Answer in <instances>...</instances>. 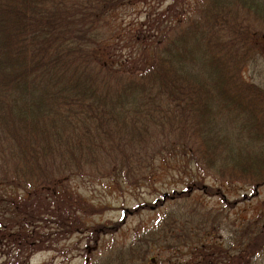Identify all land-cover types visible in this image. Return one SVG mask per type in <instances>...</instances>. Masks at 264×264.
Returning <instances> with one entry per match:
<instances>
[{
	"label": "trees",
	"instance_id": "obj_1",
	"mask_svg": "<svg viewBox=\"0 0 264 264\" xmlns=\"http://www.w3.org/2000/svg\"><path fill=\"white\" fill-rule=\"evenodd\" d=\"M139 3L142 22L115 31V14ZM175 159L264 187V0H0V264H28L78 233L93 264L100 236L137 209L91 228L67 178L132 187ZM193 203L96 264H251L264 253V223L240 226L228 244L223 210L202 215Z\"/></svg>",
	"mask_w": 264,
	"mask_h": 264
},
{
	"label": "rangeland",
	"instance_id": "obj_2",
	"mask_svg": "<svg viewBox=\"0 0 264 264\" xmlns=\"http://www.w3.org/2000/svg\"><path fill=\"white\" fill-rule=\"evenodd\" d=\"M148 9L147 5L143 3L120 9L113 17L112 28H115V31L128 34L139 22H142L148 13ZM87 176L67 178V181L64 182L66 190L70 194L73 193L75 197L77 204L75 207L77 206L82 211L78 214H85L83 221L86 225L91 226V228L104 224L112 225L120 220L123 210L132 209L134 211L137 209L135 212L126 215L118 232L100 236L98 242L100 253H97L93 258V264H96V260L100 261L102 256L106 255H114L115 258L120 257L121 259L124 249L131 244L135 233L151 229L154 221L162 215L166 216L165 214L170 213L171 216L181 215L176 210L193 201L198 202L199 205L193 203L190 206L196 205V209H202L204 212L198 211L202 215H211L212 211L210 210H223V214L220 212V217L223 216L224 222L229 224L228 226L234 225L231 231H228L229 229L221 230V234H219L220 238L224 237L225 239L228 235H233L228 244L233 242L235 245L240 241L237 238L240 226L247 225L250 221L264 223V187L253 189V186L250 187L244 183H222V181L216 180L208 174L198 172L194 165L185 159L169 160L160 167L152 182L143 180L132 187L125 186L123 182L116 179H94ZM194 180H199L200 187L198 188H201L203 184L212 188L213 191H221L225 198L207 196L200 189H192V191L189 187L193 186L192 181ZM188 190L191 192L190 196L184 201L179 199L177 202L176 195L184 194ZM7 192L10 193L11 191L7 190ZM155 201H158V204L160 201L162 205L152 210L150 208L141 210V206L137 207L139 204H146V206L151 207ZM244 241L245 239H242L240 244L242 245ZM86 245L92 246L81 234L70 235L67 239L60 240L57 246L52 249H43L29 254L27 263L85 264ZM122 247H124L123 250ZM0 252H3L0 254L1 263L6 259L7 249H0ZM10 253V256L13 255L12 252ZM25 256L26 250L21 252V257L25 258ZM15 259L18 260V258ZM250 262L251 264H264V253L259 257H253Z\"/></svg>",
	"mask_w": 264,
	"mask_h": 264
}]
</instances>
